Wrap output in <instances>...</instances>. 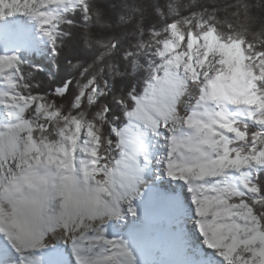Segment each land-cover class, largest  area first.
I'll return each instance as SVG.
<instances>
[{
	"label": "snow or ice",
	"instance_id": "obj_1",
	"mask_svg": "<svg viewBox=\"0 0 264 264\" xmlns=\"http://www.w3.org/2000/svg\"><path fill=\"white\" fill-rule=\"evenodd\" d=\"M0 264H264V0H0Z\"/></svg>",
	"mask_w": 264,
	"mask_h": 264
},
{
	"label": "trees",
	"instance_id": "obj_2",
	"mask_svg": "<svg viewBox=\"0 0 264 264\" xmlns=\"http://www.w3.org/2000/svg\"><path fill=\"white\" fill-rule=\"evenodd\" d=\"M45 63H46V61H45Z\"/></svg>",
	"mask_w": 264,
	"mask_h": 264
}]
</instances>
